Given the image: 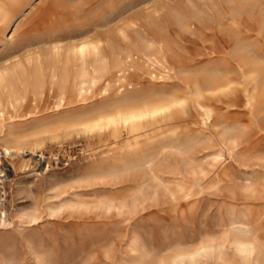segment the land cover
<instances>
[{
    "label": "rangeland",
    "instance_id": "rangeland-1",
    "mask_svg": "<svg viewBox=\"0 0 264 264\" xmlns=\"http://www.w3.org/2000/svg\"><path fill=\"white\" fill-rule=\"evenodd\" d=\"M19 3L0 20V66L108 38L113 62L135 47L169 59L145 63L118 97L185 105L172 122L91 134L63 125L112 108L113 79L62 103L18 90L0 107V147L13 153L0 264H264V0ZM236 239L255 244L251 256Z\"/></svg>",
    "mask_w": 264,
    "mask_h": 264
},
{
    "label": "bare ground",
    "instance_id": "bare-ground-1",
    "mask_svg": "<svg viewBox=\"0 0 264 264\" xmlns=\"http://www.w3.org/2000/svg\"><path fill=\"white\" fill-rule=\"evenodd\" d=\"M3 1L5 0H0V20L6 17L9 8L16 7L22 0H6V4ZM119 35L126 40L125 31H121ZM155 44L157 45V43ZM109 47L108 38H91L71 46L64 54H62L61 46L51 47L47 56L49 62L46 64L40 54L28 57L24 61L17 60L14 63L6 61L0 66V107L4 106L3 103L12 106L16 100H19L16 94L21 89L23 91L30 89L33 96L50 94L61 103L69 97L79 98L90 94L98 86L100 93L106 94L111 86V79L116 81L118 97L123 92L136 89L142 77L145 63L154 65L158 69L168 70L166 63L169 62V59L159 57L156 53H150L144 49H135L136 47L131 48L126 55L113 62L106 54V49ZM160 47L162 48V45ZM160 47L157 46V49L160 50ZM207 83L210 88L218 89L224 86L225 80L214 79ZM20 98H24V95ZM184 105V100L176 99L143 101L131 97H118L112 108L96 111L94 114L75 116L63 127H75L82 132L93 134L111 127L123 126L135 132L144 123L159 118H169L170 122L175 118L178 119ZM199 108L206 113V109L202 105L199 104ZM1 115L2 110L0 109ZM14 144L22 146L25 142L16 140ZM38 145L39 143L36 144V146ZM3 214L2 217L5 215ZM234 245L243 257L251 256L255 250V244L248 240L236 239ZM208 247H203L202 251L206 252ZM190 259H194V256L190 255ZM162 264L164 263L162 262Z\"/></svg>",
    "mask_w": 264,
    "mask_h": 264
},
{
    "label": "built area",
    "instance_id": "built-area-1",
    "mask_svg": "<svg viewBox=\"0 0 264 264\" xmlns=\"http://www.w3.org/2000/svg\"><path fill=\"white\" fill-rule=\"evenodd\" d=\"M12 152H9L2 147H0V193L3 196L2 201H4L6 195V183L8 182V177L12 172Z\"/></svg>",
    "mask_w": 264,
    "mask_h": 264
}]
</instances>
